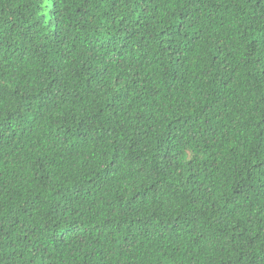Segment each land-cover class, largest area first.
I'll return each mask as SVG.
<instances>
[{
  "label": "trees",
  "instance_id": "1",
  "mask_svg": "<svg viewBox=\"0 0 264 264\" xmlns=\"http://www.w3.org/2000/svg\"><path fill=\"white\" fill-rule=\"evenodd\" d=\"M0 264H264V0H0Z\"/></svg>",
  "mask_w": 264,
  "mask_h": 264
}]
</instances>
